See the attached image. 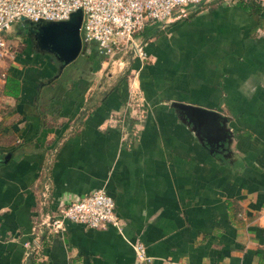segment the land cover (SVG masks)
Wrapping results in <instances>:
<instances>
[{
  "label": "crops",
  "instance_id": "crops-1",
  "mask_svg": "<svg viewBox=\"0 0 264 264\" xmlns=\"http://www.w3.org/2000/svg\"><path fill=\"white\" fill-rule=\"evenodd\" d=\"M239 1L156 24L160 34H139L148 58L127 53L124 68L85 69L84 53L56 76L50 55L9 53L0 264H264V0ZM175 102L226 117L222 146ZM101 187L121 231L68 222L29 254L37 222ZM136 241L146 246L141 263Z\"/></svg>",
  "mask_w": 264,
  "mask_h": 264
},
{
  "label": "built area",
  "instance_id": "built-area-1",
  "mask_svg": "<svg viewBox=\"0 0 264 264\" xmlns=\"http://www.w3.org/2000/svg\"><path fill=\"white\" fill-rule=\"evenodd\" d=\"M236 3L238 0H0V95L7 81L4 61L9 54L5 38L13 24L26 18L34 23L68 20L81 9L83 22L81 36L84 47L97 44L103 63L111 69L124 68V55L145 61L148 54L139 34L148 26L159 24L162 29L196 7L207 3ZM79 223L89 228L114 227L121 231L123 222L116 212L115 199L105 188H97L63 203L53 216L41 219L34 228L30 255H38L43 247L44 234L63 232L67 223ZM138 263L148 260L146 246L134 243ZM166 264H172L167 261Z\"/></svg>",
  "mask_w": 264,
  "mask_h": 264
},
{
  "label": "water",
  "instance_id": "water-1",
  "mask_svg": "<svg viewBox=\"0 0 264 264\" xmlns=\"http://www.w3.org/2000/svg\"><path fill=\"white\" fill-rule=\"evenodd\" d=\"M27 34L35 42V48L40 53L53 55L59 63L60 75L63 70L85 53L81 36L83 11L73 12L68 20L41 21L34 23L26 18ZM174 106L184 113L190 123H193L198 134L203 135L209 142L222 146L227 138L225 129L227 118L216 110L195 106L182 102H175Z\"/></svg>",
  "mask_w": 264,
  "mask_h": 264
},
{
  "label": "rangeland",
  "instance_id": "rangeland-1",
  "mask_svg": "<svg viewBox=\"0 0 264 264\" xmlns=\"http://www.w3.org/2000/svg\"><path fill=\"white\" fill-rule=\"evenodd\" d=\"M20 26L21 25L19 23L13 24L12 29L8 30L7 33L5 34V38L9 46V53L11 52L15 56H17V54L22 52L25 48L31 47L30 39L25 34L24 30L20 29ZM13 40L15 42L12 43ZM9 59L13 60V58L9 57L8 54L6 56L5 61L6 62L9 61ZM78 61L79 60L77 59L76 61L73 62V64L74 63L77 64ZM79 64L85 69H88L89 67V63L86 60H84V64L83 62H80ZM110 68L111 66L109 65L106 70L109 71Z\"/></svg>",
  "mask_w": 264,
  "mask_h": 264
},
{
  "label": "trees",
  "instance_id": "trees-1",
  "mask_svg": "<svg viewBox=\"0 0 264 264\" xmlns=\"http://www.w3.org/2000/svg\"><path fill=\"white\" fill-rule=\"evenodd\" d=\"M239 2L244 4V5H252V6L257 4V2L255 0H240ZM146 28H145V30H143L141 32L142 35H144L145 37L156 36L162 32V30H160V28L157 25H154L151 28H147V29ZM20 29H25V32H26L27 24L22 22ZM85 53L86 54L84 55V57H85L86 61L89 63L90 70H92V71L99 70L101 67V63H102L103 58L98 57V55H97V54H99L98 49H96L94 46H92L91 50L89 52L85 48ZM54 81H56V79L52 80V83ZM6 82H7L6 87H11L13 85V82H15V81H13V80L11 81V79L8 77Z\"/></svg>",
  "mask_w": 264,
  "mask_h": 264
},
{
  "label": "flooded vegetation",
  "instance_id": "flooded-vegetation-1",
  "mask_svg": "<svg viewBox=\"0 0 264 264\" xmlns=\"http://www.w3.org/2000/svg\"><path fill=\"white\" fill-rule=\"evenodd\" d=\"M24 30V32H25V29H23ZM25 34L27 35V37L30 39V41H31V48H34V50H36L37 51V49L35 48V42L33 41V39H32V37L31 36H28V34H27V31L25 32ZM45 54H47V55H50V54H48V53H45ZM50 56H52L53 58H54V56L53 55H50ZM55 59V58H54ZM56 60V59H55ZM57 61V60H56ZM57 63H58V61H57ZM58 65H59V63H58Z\"/></svg>",
  "mask_w": 264,
  "mask_h": 264
}]
</instances>
